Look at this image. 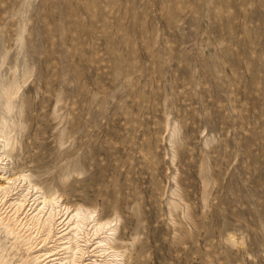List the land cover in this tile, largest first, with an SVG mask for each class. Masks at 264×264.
I'll list each match as a JSON object with an SVG mask.
<instances>
[{
    "label": "rangeland",
    "instance_id": "obj_1",
    "mask_svg": "<svg viewBox=\"0 0 264 264\" xmlns=\"http://www.w3.org/2000/svg\"><path fill=\"white\" fill-rule=\"evenodd\" d=\"M0 184V264H264V0H0Z\"/></svg>",
    "mask_w": 264,
    "mask_h": 264
},
{
    "label": "bare ground",
    "instance_id": "obj_2",
    "mask_svg": "<svg viewBox=\"0 0 264 264\" xmlns=\"http://www.w3.org/2000/svg\"><path fill=\"white\" fill-rule=\"evenodd\" d=\"M2 186H3V184H0V188H2ZM24 196V195H23ZM20 197V196H19ZM19 197H17V199L19 198ZM21 198V197H20ZM24 198V197H23ZM25 199H26V197H25ZM24 200V199H23ZM19 202V201H18ZM45 203H46V201H45ZM45 203L43 204V205H41V206H38L39 208H40V210H42L44 207H45ZM22 205V204H21ZM21 205H19V206H21ZM18 208V207H17ZM55 217V208H51L49 211H48V218H50V220H51V218H54ZM47 218V219H48ZM72 218H75V220H74V224H73V226H74V230L75 229H78V228H80L81 227V225H80V223H81V219L82 218H84V216H82L81 215V217H79V214H75V215H72L71 217H70V219H72ZM70 225V224H69ZM77 232V231H76Z\"/></svg>",
    "mask_w": 264,
    "mask_h": 264
}]
</instances>
